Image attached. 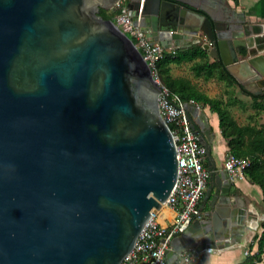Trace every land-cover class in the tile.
Wrapping results in <instances>:
<instances>
[{
    "label": "water",
    "instance_id": "obj_1",
    "mask_svg": "<svg viewBox=\"0 0 264 264\" xmlns=\"http://www.w3.org/2000/svg\"><path fill=\"white\" fill-rule=\"evenodd\" d=\"M118 2L0 0V264H119L175 185L163 89L132 38L100 13ZM127 8L151 41L177 49L204 38L238 84L232 65L243 62L264 89V28L242 12L211 0ZM185 105L218 189L203 213L212 181L201 214L173 235L170 263L191 246L239 242L252 221L233 200L229 170L216 168L205 110Z\"/></svg>",
    "mask_w": 264,
    "mask_h": 264
},
{
    "label": "built area",
    "instance_id": "obj_2",
    "mask_svg": "<svg viewBox=\"0 0 264 264\" xmlns=\"http://www.w3.org/2000/svg\"><path fill=\"white\" fill-rule=\"evenodd\" d=\"M127 1L119 0L117 3V9L121 10L116 13L114 21L139 47L163 89L158 96L159 109L174 138L178 175L162 205L174 208L175 218L171 223L163 224L158 219L157 209L140 231L134 248L119 264H170L167 250L171 247V239L174 234L184 231L201 214L199 203L211 173L205 162L206 147L193 126V118L185 105L187 101L162 82L157 68V62L168 53L175 54L176 49L151 41L146 31L132 20ZM190 101L199 104L194 99ZM251 163L250 156H239L231 152L225 159V167L232 177L245 175V170ZM212 250L210 246L188 247L179 254L178 264H202L206 254Z\"/></svg>",
    "mask_w": 264,
    "mask_h": 264
},
{
    "label": "crops",
    "instance_id": "obj_3",
    "mask_svg": "<svg viewBox=\"0 0 264 264\" xmlns=\"http://www.w3.org/2000/svg\"><path fill=\"white\" fill-rule=\"evenodd\" d=\"M215 5H221L227 7L229 10H236L242 12L241 16L245 22L255 24L256 26H262L264 28V0H239L238 3L235 0H211ZM205 39H202V43ZM183 42H187L184 39ZM200 42V43H201ZM199 43V42H197ZM196 44V43H194ZM193 45V44H192ZM244 47L240 46V50ZM264 54V51H263ZM211 60H214L211 56ZM233 67V72L238 74L244 84H238V88L234 93L235 99L232 100L230 106L233 115L241 123L251 121L253 123H264V89H262L255 80L251 79V74L254 69L243 62H236ZM173 70V68H172ZM237 80V79H236ZM221 96H225L224 94ZM210 121L212 128V149L211 155L215 162L216 168L222 170L225 167V159L228 151V144L226 138L223 136L219 126V116L217 112L211 111L209 106L202 107ZM194 118H198L194 116ZM197 128L200 124L197 122ZM208 166V157L205 160ZM213 181L211 191L205 201V207L203 213L209 210V203L212 200V196L218 189L214 177L209 179L208 185L204 191V194L200 200V207L202 208L203 199L206 194V190L210 183ZM230 193L236 204L244 209H247L248 213L252 216L251 225L245 227V232L242 234L239 242H236L230 246L224 248H213L211 252H208L204 257L202 264H238L249 252L254 253L258 250V239L263 230L264 221V202H263V190L257 183L251 181L248 176L241 175L232 177V184ZM158 219L163 224H169L173 221L176 215L174 208L164 205L157 210ZM178 257L173 258V262L170 264H178ZM255 264H264V254L262 259Z\"/></svg>",
    "mask_w": 264,
    "mask_h": 264
},
{
    "label": "trees",
    "instance_id": "obj_4",
    "mask_svg": "<svg viewBox=\"0 0 264 264\" xmlns=\"http://www.w3.org/2000/svg\"><path fill=\"white\" fill-rule=\"evenodd\" d=\"M236 3L239 0H235ZM121 8L113 11L111 8H101L100 13L105 18H115ZM192 62V70L196 76L205 79L218 78L226 80L229 85L237 83L236 78L229 73L219 60H211L210 52L199 42L189 47L177 48L175 54L168 53L157 62L162 82L175 92H178L185 101L194 99L201 107L209 106L211 111L217 112L219 126L227 140L228 151L239 156H250L252 163L245 170V175L261 186L264 202V123L257 124L251 121L241 123L231 111L232 100L235 99L233 91L225 96H211L199 89L197 84L187 76L173 75V64ZM263 230L258 239V250L249 252L238 264H255L264 254V221Z\"/></svg>",
    "mask_w": 264,
    "mask_h": 264
},
{
    "label": "rangeland",
    "instance_id": "obj_5",
    "mask_svg": "<svg viewBox=\"0 0 264 264\" xmlns=\"http://www.w3.org/2000/svg\"><path fill=\"white\" fill-rule=\"evenodd\" d=\"M192 62H183L180 64H173V75H183L190 77L201 89L211 96H220L228 93L229 91L236 92L238 85L237 83L229 85L226 80L218 78L205 79L203 77L196 76L192 70ZM162 80V79H161Z\"/></svg>",
    "mask_w": 264,
    "mask_h": 264
}]
</instances>
